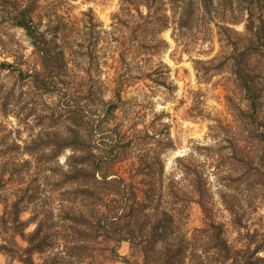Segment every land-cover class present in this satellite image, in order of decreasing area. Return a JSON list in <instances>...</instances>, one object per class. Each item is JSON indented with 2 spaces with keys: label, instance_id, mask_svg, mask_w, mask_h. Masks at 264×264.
I'll return each mask as SVG.
<instances>
[{
  "label": "trees",
  "instance_id": "1",
  "mask_svg": "<svg viewBox=\"0 0 264 264\" xmlns=\"http://www.w3.org/2000/svg\"><path fill=\"white\" fill-rule=\"evenodd\" d=\"M0 1L5 16L13 0ZM35 1L27 0L19 7L14 1L17 10L7 21L24 29L40 58L39 69L23 71L8 61L0 65L20 79L30 77L43 94L56 90V105L66 125L57 131L32 133L21 145L11 137L13 130L0 120V190L13 181L21 166L24 170L33 166L31 159L16 166L15 155L22 153H29L39 170L53 171L54 185L66 188L59 213L35 212L30 221L36 222V227L28 234L24 233L27 222L20 218V202L12 201L8 212L0 215V253L24 264H109L116 259L127 264H264V216L260 225L252 228L243 222L246 212L220 191L229 214L228 221L221 220L205 165L187 157L177 158L180 178L166 176L162 154L172 147L173 140L168 131L162 135L151 125L142 129L134 116L118 115L125 104L124 81L117 82L108 101L101 96L94 105L70 103L72 99L67 98L57 75L52 40L29 16ZM114 16L117 23L130 26L125 48L133 55L132 61L167 47L168 41L161 36L167 28H172L177 42L190 37L207 41L216 33L220 51L208 59H195V69L206 75L217 61L230 64L247 101L241 110L258 122L257 134L250 135L264 145V66L255 64L264 60V0H120V10ZM239 23H244L243 32L234 28ZM121 57L125 59V55ZM30 102L28 98L20 107L27 110L26 115L33 110ZM16 104L14 87L0 88V113L8 115ZM241 147L233 146L235 156L242 154ZM199 148L218 168L217 175L212 148ZM66 150L70 153L60 163L58 158ZM257 158L260 162H256L254 174L264 186V149L257 151ZM245 161L255 162L252 158ZM28 187L25 202L32 199ZM194 204L200 208L202 221L190 227ZM16 232L26 237L27 246L15 240ZM124 241L131 244L133 259L118 252Z\"/></svg>",
  "mask_w": 264,
  "mask_h": 264
},
{
  "label": "rangeland",
  "instance_id": "2",
  "mask_svg": "<svg viewBox=\"0 0 264 264\" xmlns=\"http://www.w3.org/2000/svg\"><path fill=\"white\" fill-rule=\"evenodd\" d=\"M14 1L18 7L20 3L22 6L27 4V0H13L8 8L10 13L5 16L2 13L5 8L0 1V64L8 61L23 71L39 69L40 58L24 29L7 21L17 10ZM119 10L120 0H36L31 6L29 16L52 40V51L58 63L57 75L67 98L72 99L70 103L81 101L94 105L101 96L108 101L117 82L124 81L125 104L117 111L118 115L121 118L134 116L137 126L142 129L154 126L161 134L168 131L173 140L172 147L162 154L165 175L182 176L178 157L204 164L220 209L218 217L223 221L229 218L220 198V191H224L229 200L246 212L243 222L252 228L259 226L261 216H264V191L261 192L263 185L254 173L256 162H260L257 151L263 150L264 145L257 142V136L253 138L250 135L257 134L258 122L241 110L247 106V101L237 87L226 60L215 62L213 70L206 75L198 73L194 66L195 59H208L220 51L218 36L215 33L207 41L190 37L177 42L170 27L161 34L168 41L167 47L153 55L146 54L141 61L138 58L132 61L133 55L125 48V41L131 34L130 26L119 24L114 18ZM124 20L128 18L124 16ZM234 28L243 32L244 23L235 24ZM121 55H125V59ZM255 64L262 67L264 60L260 59ZM207 66L210 65L204 67ZM141 73L151 76L141 78ZM30 79H20L16 72L12 73L0 65V88L8 90L14 87L17 101L13 112L6 116L0 113V120L13 130L11 137L21 145L30 139L32 133L57 131L66 125L56 105V90L43 94ZM28 98L33 110L26 115L27 110H20V107ZM53 112L59 116H52ZM234 145H241L242 154L248 157L245 160L252 158L254 164L247 163L242 154L235 156ZM200 146L211 147L210 155L215 153L214 163L219 167L217 175L215 171L218 168L215 169L211 159L202 154L204 150ZM69 153L66 150L61 154L59 162L64 163ZM15 157L16 166L20 167L18 163L24 159L34 160L33 166L29 170L21 166L13 181L0 190V215L8 212L12 201L18 199V207L22 210L20 218L27 222L24 233L28 234L36 227V222L30 221L35 212L59 213L60 199L66 187L54 185V172L48 168L39 170L29 153ZM244 166L247 167L245 171ZM27 186L31 191V202L22 201ZM201 217L199 206L194 204L190 210L189 226H199ZM14 238L20 245H28L21 233L16 232ZM118 252L133 259V250L127 241L121 243ZM0 264L24 263L0 253ZM109 264L127 263L116 259Z\"/></svg>",
  "mask_w": 264,
  "mask_h": 264
}]
</instances>
